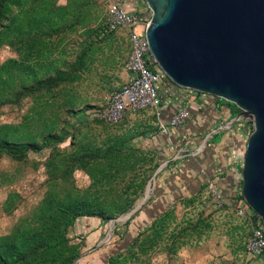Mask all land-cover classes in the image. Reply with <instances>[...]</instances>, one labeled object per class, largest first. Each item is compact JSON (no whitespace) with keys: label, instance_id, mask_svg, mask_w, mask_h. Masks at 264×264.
Instances as JSON below:
<instances>
[{"label":"rangeland","instance_id":"obj_1","mask_svg":"<svg viewBox=\"0 0 264 264\" xmlns=\"http://www.w3.org/2000/svg\"><path fill=\"white\" fill-rule=\"evenodd\" d=\"M105 18L102 0H0V264H261L245 250L254 211L216 206L212 168L196 163L219 159L198 154L220 121L192 144L173 141L164 164L146 148L159 130L150 110L115 124L91 116L127 78V36L104 33ZM239 116L213 137L231 133L238 178L252 130ZM195 167L207 182L189 179ZM163 172V189L187 193L137 226Z\"/></svg>","mask_w":264,"mask_h":264},{"label":"water","instance_id":"obj_2","mask_svg":"<svg viewBox=\"0 0 264 264\" xmlns=\"http://www.w3.org/2000/svg\"><path fill=\"white\" fill-rule=\"evenodd\" d=\"M145 2L151 15L144 34L164 75L236 105L240 112L230 122L240 114L251 118L241 195L264 221V0Z\"/></svg>","mask_w":264,"mask_h":264},{"label":"built area","instance_id":"obj_3","mask_svg":"<svg viewBox=\"0 0 264 264\" xmlns=\"http://www.w3.org/2000/svg\"><path fill=\"white\" fill-rule=\"evenodd\" d=\"M102 1L106 6L103 32L108 33L121 28L127 36L129 50L124 63L127 78L121 86L108 93L102 104L92 107L89 112L98 121L115 124L123 120L129 112L151 110L156 118L158 129L170 138V127H181L188 120L190 111L186 106H176L172 109L167 123L161 120V108L164 100L159 95L161 79L159 72L163 76L165 75L154 64L149 52L144 34L149 19L143 18L135 11L128 10L122 0ZM150 63H153V67H150ZM190 90L194 94L200 95L202 102L216 101L218 98L210 93ZM238 119H240V116ZM230 123L232 122L218 125L214 131L227 129L230 127ZM239 177L241 180V175ZM208 187L216 206L227 203L226 197L215 181H208ZM239 193H241V189L235 194L239 195ZM234 208L238 214L242 215L250 210L243 198L237 200ZM245 250L252 258L264 257V221L256 214L251 215V230L246 239Z\"/></svg>","mask_w":264,"mask_h":264},{"label":"crops","instance_id":"obj_4","mask_svg":"<svg viewBox=\"0 0 264 264\" xmlns=\"http://www.w3.org/2000/svg\"><path fill=\"white\" fill-rule=\"evenodd\" d=\"M122 2L128 10L135 11L143 18L149 19L151 15V11L148 8L145 0H122ZM169 89L171 90V95H167L163 99L164 102L161 108V120L167 123L170 117V113L174 107L186 106L190 111V116L188 119L191 118L190 120L192 121L191 123L190 121L187 122V124L188 123L189 124L188 125L186 124V127L184 128L183 126L179 128L170 127V133H171L170 138H168L160 130H155L154 133H152L149 136V138H147V140L145 141L146 148L153 151V153H155V155L159 157V160H162V163L164 164L170 162V159L168 157V152L170 151L171 146L173 145L172 143L173 141H175L178 144L179 142L182 141L184 136H187L188 139L186 140V142H189L188 145L192 144L194 143V139H195L191 137L192 135L198 136L199 134L203 133L205 130H208L210 125H212L214 122L220 121L218 125H221L223 123L230 122L232 118L229 117L230 109L228 108V106L224 108L222 105L225 103L222 102L219 103V100L202 102V100L198 101V99L200 98L197 97L196 99V94H194L189 89L173 90V88L171 87H169ZM194 109L196 111H194ZM131 113L129 112L126 115V117ZM153 117L155 118L154 115ZM155 120L152 121L153 123L157 124ZM216 132L217 131H214V129L211 128V132H209L204 136V138L200 142L202 149L198 154V156L200 155L203 156L208 152H212V153L217 152L219 159L201 158V159H197L196 163L198 166H205L206 169L208 167L212 168L211 181L217 182L216 179L219 178L218 173L219 174L222 173L221 181H218L217 185L220 187V190L222 191L225 197L228 195L226 201L230 202V204L232 205L236 203L237 202L236 200L239 198V195L235 194L236 192H233L234 195L231 193L232 185H233L232 179H236L241 184V180L238 178V174H237L238 163L235 162V160L232 158V152L234 150L232 149L231 146L232 139L231 137H229L231 133L229 134L227 131H223L222 136L219 140H213V137H215ZM243 152L244 149L242 150V154ZM196 167L192 175L189 177V179L195 180V184L201 185V183L207 182L208 178L205 176L203 177L202 174L198 172V169ZM164 173L165 172L162 173L158 181V185L157 187H155L154 193L151 195L150 200L147 203H143V207L141 206V209H139L137 226L142 227V224H143L142 228H147L151 226V224L155 221L156 217H159L162 213H164V211H166L169 208V206H172V203L175 200L186 195L187 192L184 193V191H186V186H182V187L179 186V188L177 189L175 187H172L170 189H163L162 183L164 182ZM229 184L230 187H228ZM234 190L236 189L234 188ZM166 197L168 198V200ZM158 201L161 203H159ZM141 227L139 228V230L141 229ZM91 230L92 232H94V234L95 233L100 234L101 227H98L94 223V226ZM258 259H260L261 264H263L264 257H259Z\"/></svg>","mask_w":264,"mask_h":264},{"label":"trees","instance_id":"obj_5","mask_svg":"<svg viewBox=\"0 0 264 264\" xmlns=\"http://www.w3.org/2000/svg\"><path fill=\"white\" fill-rule=\"evenodd\" d=\"M150 67H153V63H150ZM169 87L176 89V90H180V89H187V88H182L177 86L176 84H174L169 78H167L166 76H164L163 78L160 79V86H159V95L162 99H164L167 95H171V90L169 89ZM190 90V89H189ZM162 91L165 94V97H162ZM217 100H219V103H225L228 108L230 109L229 112V117H233L235 116L236 112L238 110H240L236 105H234L233 103H230L220 97L217 98ZM239 198H242L241 193H239ZM3 264H7L6 262H3Z\"/></svg>","mask_w":264,"mask_h":264},{"label":"bare ground","instance_id":"obj_6","mask_svg":"<svg viewBox=\"0 0 264 264\" xmlns=\"http://www.w3.org/2000/svg\"><path fill=\"white\" fill-rule=\"evenodd\" d=\"M148 190H149V187L147 188V191H148ZM147 191H146V193H148Z\"/></svg>","mask_w":264,"mask_h":264}]
</instances>
